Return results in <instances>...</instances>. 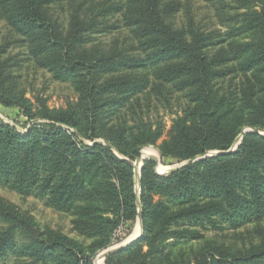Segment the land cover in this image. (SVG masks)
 I'll return each instance as SVG.
<instances>
[{
	"label": "trees",
	"instance_id": "16d2710c",
	"mask_svg": "<svg viewBox=\"0 0 264 264\" xmlns=\"http://www.w3.org/2000/svg\"><path fill=\"white\" fill-rule=\"evenodd\" d=\"M236 1L245 11L230 29L206 34L192 20L175 25L177 0H0V20L30 58L79 94L56 109L16 92L9 70L18 63L0 36V104L39 120L21 132L0 119V184L72 214L82 237L45 231L0 198V264H95L138 219L132 162L148 146L164 161H195L160 174L144 160L143 235L105 264H264V237L243 251L215 242L187 247L200 230L264 221V0ZM66 6L63 20L57 7ZM120 29L128 31L125 47L96 42V34ZM150 91L187 101L159 146L165 125L146 119ZM244 128L257 131L235 151L210 155L230 150Z\"/></svg>",
	"mask_w": 264,
	"mask_h": 264
},
{
	"label": "rangeland",
	"instance_id": "374dc122",
	"mask_svg": "<svg viewBox=\"0 0 264 264\" xmlns=\"http://www.w3.org/2000/svg\"><path fill=\"white\" fill-rule=\"evenodd\" d=\"M177 3L179 10L176 11L173 17L175 25L182 27L192 20L195 26L206 34L226 33L230 29V26L235 23L234 19H236L237 14L245 11L244 9L236 8L238 6L236 0H226L224 4H212L206 0H177ZM255 8L260 9V7ZM57 13L61 19H67L68 6L64 8L57 7ZM0 36L2 43L10 45L8 53L9 62L12 64L18 63L16 68L9 70L14 75L12 88L16 92L24 93L33 102L37 98H46L48 105L56 109L66 108L68 104L75 103L78 100L79 94L70 82L58 81L54 79L50 72L36 65L30 58L22 37L16 35L3 20H0ZM95 37L96 42L102 43V46L107 48H110L112 44L125 47L129 43L128 31L124 29L115 30L111 33L96 34ZM149 97V107H147V111L145 112L147 114L146 119L152 121L161 120L165 125V135L160 140L159 146L169 137L172 120L182 114L187 106V101L180 93H172L163 97L157 92L150 91ZM0 113L5 117V122L15 126L21 132H25L33 124L32 121H27V118L21 115V112L17 108H5L0 104ZM146 148L155 152V158L159 160L157 169L160 173L166 172L169 167L179 164L172 159L162 160L158 147H144L141 152ZM0 198L14 203L23 211L34 216L45 231H61L70 237L82 240L79 233L74 230V216L72 214L57 211L45 204L44 200L34 195H21L3 184H0ZM138 222L136 221L128 237L113 246L131 239L137 232ZM121 234L123 233L121 232ZM263 237L264 221L247 224L238 229L225 228L216 230L209 228L200 230V238L188 240L187 243L189 244L187 247L192 245L195 248H199L206 243L215 242L232 251H243L251 248L253 245L259 244ZM98 255L95 257L94 262ZM100 261L103 263L102 258L97 259V263ZM10 264L32 263L26 259H12Z\"/></svg>",
	"mask_w": 264,
	"mask_h": 264
},
{
	"label": "water",
	"instance_id": "95a60500",
	"mask_svg": "<svg viewBox=\"0 0 264 264\" xmlns=\"http://www.w3.org/2000/svg\"><path fill=\"white\" fill-rule=\"evenodd\" d=\"M37 122H39V120L32 121V123H37ZM256 131L257 130L255 128H244L241 131L240 135L238 136V138L236 139L233 147L230 150H228V151H220V152L215 151V152H211L210 155H219V154H225V153H230V152L235 151V149L240 145L244 134H246L247 132H256ZM263 135H264V133H263ZM96 142H101V141H95V143ZM104 143L106 145L110 146L107 142L104 141ZM91 144H94V143H91ZM145 159H153L157 163V167L159 165V160L157 158L149 157V156L145 157V156L142 155V152H141L140 156L137 157V159L134 162H132V164L134 166V173H135V179H136V190H137V194H138L137 204H138V208H139V215H138L137 221L140 222L141 232L136 237H134L132 239H128V240H126V241H124V242H122V243H120L118 245L112 246V247L106 249L105 251L101 252L98 255L97 259L98 258H102L103 261H104V264H105V259L109 255H111L113 253H116V252H118V251H120L122 249H125L126 247L132 245L133 243L138 241L143 235V218H142L141 202H140V188H141V170H142V166H143V163H144ZM194 161H195V159H190V160L184 161L182 163H179L176 166L169 167L167 169V171L163 172V173L158 172V169L157 168L156 169H157V172L160 173V174L172 173V172H175V171H177V170L189 165L190 163H192ZM139 164H140V167H139V170H137ZM97 259L94 262L95 264H98L97 263Z\"/></svg>",
	"mask_w": 264,
	"mask_h": 264
},
{
	"label": "bare ground",
	"instance_id": "6f19581e",
	"mask_svg": "<svg viewBox=\"0 0 264 264\" xmlns=\"http://www.w3.org/2000/svg\"><path fill=\"white\" fill-rule=\"evenodd\" d=\"M142 155L145 156V157H147V156H153V157H156L155 152L152 151V150L149 149V148L144 149V150L142 151ZM139 167H140V164L138 165V169H137V170H139ZM140 229H141L140 222H138L137 232L133 235L132 238L136 237V236L140 233ZM132 238H131V239H132ZM98 263H99V264H103L104 261H103V263H102V261H100V262H98Z\"/></svg>",
	"mask_w": 264,
	"mask_h": 264
},
{
	"label": "built area",
	"instance_id": "2783aa9c",
	"mask_svg": "<svg viewBox=\"0 0 264 264\" xmlns=\"http://www.w3.org/2000/svg\"><path fill=\"white\" fill-rule=\"evenodd\" d=\"M0 119L4 120L5 117L0 113Z\"/></svg>",
	"mask_w": 264,
	"mask_h": 264
}]
</instances>
